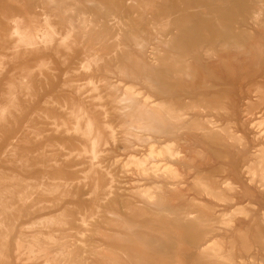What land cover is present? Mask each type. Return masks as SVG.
<instances>
[{
	"label": "rangeland",
	"instance_id": "obj_1",
	"mask_svg": "<svg viewBox=\"0 0 264 264\" xmlns=\"http://www.w3.org/2000/svg\"><path fill=\"white\" fill-rule=\"evenodd\" d=\"M12 15L72 43L14 58ZM261 22L257 0H0V264H264Z\"/></svg>",
	"mask_w": 264,
	"mask_h": 264
},
{
	"label": "bare ground",
	"instance_id": "obj_2",
	"mask_svg": "<svg viewBox=\"0 0 264 264\" xmlns=\"http://www.w3.org/2000/svg\"><path fill=\"white\" fill-rule=\"evenodd\" d=\"M10 1V0H9ZM258 1V5L260 6V11H264V0H257ZM9 13L6 11L3 13V17L4 18H9ZM261 16V14H260ZM260 16L257 17L260 21ZM11 17V21H12V25H13V31H12V35L11 37L14 39V43L13 46L11 48L14 58H18L21 57L22 54H41L44 55L45 53L48 52H59L60 49L59 46L61 47H67L69 44L72 43V35H68V36H62L60 37V35L56 32V30L47 22L45 27L43 28H38L35 25L34 21H30L28 23H26L21 16H17V15H12ZM257 21V20H256ZM261 25L264 26V23L261 22ZM258 26V25H256ZM134 37V36H133ZM58 38L60 39L59 41ZM58 44V48L57 44ZM100 54V53H99ZM40 66L41 68H45L47 65H49L47 62L48 60H46L44 57L40 58ZM98 60L97 55L92 54L90 56H88L86 58V60L84 61V68L89 69L92 67V65H94ZM2 63L0 61V77L2 75ZM97 70V69H96ZM29 75H24L21 82H20V87H24L23 89L26 90L27 92L30 91V81H29ZM189 77V76H188ZM92 85V84H91ZM16 88V87H15ZM94 90V89H93ZM128 90V89H127ZM258 91V90H257ZM15 94V90L13 92V94H11L10 96L7 97V100L9 103L14 102V95ZM79 94V93H78ZM252 95V94H251ZM95 100V99H94ZM120 100V99H119ZM151 101V100H150ZM117 102V101H116ZM120 102V101H119ZM77 106V105H76ZM157 106V105H156ZM74 108V107H73ZM101 108V107H100ZM75 111L73 110L74 114H73V119L75 120V122L72 123L73 127H72V131L75 133H81L83 134V136L86 138V140L89 142V147H88V151H84L86 152V154L88 153L91 158H92V163H94L93 161L97 160L98 158V149L100 148V142H101V133H100V129L99 126L95 120L94 117L89 116L83 109L82 106H77L76 108H74ZM72 111V110H70ZM69 111V112H70ZM205 112V111H204ZM7 110L6 108H1L0 109V124L3 122L5 116H6ZM43 114V113H42ZM145 113L143 110H138L137 115H129L127 117H125V124L127 125H133V126H139L140 122H141V117H144ZM46 117V116H45ZM245 122V121H244ZM65 126V125H64ZM68 127V126H67ZM34 134V133H33ZM129 135V134H128ZM134 136V135H133ZM258 140V139H257ZM256 140V141H257ZM114 143V142H113ZM196 143V142H195ZM11 147V146H10ZM62 147V146H61ZM63 149V148H61ZM85 150V149H84ZM192 152V151H191ZM78 153V152H77ZM195 153V152H194ZM83 154V153H82ZM162 154V153H161ZM264 154V153H263ZM73 155V154H72ZM85 155V154H84ZM83 155V156H84ZM13 156V155H12ZM88 156V155H87ZM192 156V154H191ZM82 157V156H81ZM151 157V156H150ZM149 157V158H150ZM17 158V157H16ZM91 160V159H90ZM146 161V160H143ZM262 161V160H261ZM263 162V161H262ZM51 164V162H50ZM47 164V165H50ZM41 165V164H40ZM56 165V164H54ZM43 165H41L42 167ZM136 166V165H135ZM40 167V166H39ZM113 168V167H112ZM30 168H28L29 170ZM32 169V168H31ZM92 169V167H91ZM90 169V170H91ZM96 169V167H95ZM154 169V168H153ZM152 169V170H153ZM186 169V168H185ZM25 170V169H24ZM89 170V171H90ZM94 171V168L92 169ZM91 170V172H92ZM26 171V170H25ZM166 171V170H165ZM182 171V170H181ZM168 172V171H167ZM93 173V172H92ZM91 173V174H92ZM4 174V173H3ZM98 174V173H97ZM186 174V173H185ZM48 171L44 172L43 177L41 178V182L38 185V187L34 188L31 186H28L25 188H23L24 190L19 191L17 193L19 201L22 202L24 205H27L29 208H35L37 206V204L35 203V200L33 198L34 194H38V195H43L44 193L49 191V185L47 184L50 180L48 179L47 182V178H48ZM89 175V172L88 174ZM124 175V174H123ZM168 175V174H167ZM2 176V174H1ZM4 176V175H3ZM14 176V175H13ZM85 178L87 177L86 174L84 175ZM94 176H98L96 175V173H94ZM112 176V175H111ZM257 178V177H256ZM87 179V178H86ZM24 180V179H23ZM260 180V178H259ZM2 181L5 182V180L2 179ZM16 181V180H15ZM22 181V180H21ZM3 182V183H4ZM18 182V181H17ZM16 182V183H17ZM24 182V181H23ZM55 181H52V183H54ZM57 182V181H56ZM59 182V181H58ZM62 182L64 183V181L62 180ZM61 182V183H62ZM21 183V182H19ZM60 183V182H59ZM98 183V182H97ZM23 184V183H22ZM25 184V183H24ZM28 184V183H26ZM70 184V182H69ZM118 184V183H117ZM66 185L68 186V184L66 183ZM98 186V184H96ZM119 185V184H118ZM65 186V185H63ZM96 186V187H97ZM160 186V185H158ZM20 187V186H19ZM16 188V187H15ZM62 187H60L61 190ZM68 188V187H67ZM66 188V189H67ZM224 188V187H223ZM17 189V188H16ZM56 189V188H55ZM99 188H96V190ZM152 189V188H151ZM263 189V188H262ZM20 190V189H19ZM58 190V189H57ZM98 191V190H97ZM121 191V190H120ZM146 191V190H145ZM263 191V190H262ZM51 192V191H50ZM56 192V191H54ZM52 194V192H51ZM55 193H53L54 195ZM3 195V193L1 194ZM45 195V194H44ZM51 195V196H53ZM98 194H96L97 196ZM141 195V194H140ZM165 195V194H164ZM3 196H1L2 198ZM143 197V196H142ZM146 197V196H145ZM5 198V197H4ZM7 198V197H6ZM5 198V199H6ZM107 198V197H106ZM130 198V197H129ZM155 199V198H154ZM2 199H0L1 201ZM7 200V199H6ZM4 201L2 200V202H0V207L2 208V215H7V212H11V210H14V204L11 201ZM148 200V198H147ZM153 200V199H152ZM151 201V200H150ZM128 204V203H127ZM138 205V204H137ZM17 207V206H16ZM33 210V209H32ZM34 211V210H33ZM42 211V210H41ZM86 212V211H85ZM29 214V213H28ZM50 222V221H49ZM52 222V221H51ZM57 222V221H56ZM83 222V221H82ZM55 224V222H53ZM88 223V222H87ZM0 224L1 221H0ZM41 225V223H39ZM149 224V223H148ZM47 225L49 226V224L47 223ZM52 225V224H51ZM87 225V224H86ZM46 226V223H45ZM51 227V226H50ZM45 228V227H43ZM47 228V227H46ZM90 228V227H89ZM2 230V228H0ZM108 233V232H107ZM177 233V232H176ZM38 235V234H37ZM41 235V234H40ZM100 235V234H99ZM39 236V235H38ZM44 236V235H43ZM101 236V235H100ZM9 237V235H8ZM50 237V234H49ZM104 237V236H103ZM55 238V237H54ZM53 238V239H54ZM51 239V238H50ZM49 240V239H48ZM1 241V240H0ZM36 241V239L34 240ZM39 241V240H38ZM36 241V242H38ZM52 241V240H51ZM56 241V240H55ZM54 241V242H55ZM23 242V241H22ZM40 242V241H39ZM58 242V241H57ZM39 246V245H38ZM142 247V246H141ZM17 248V247H16ZM40 248V246H39ZM9 247L8 246H4L3 248V253L1 254L0 257L4 258L6 255V252L8 251ZM18 250V249H17ZM68 251V250H67ZM96 253V252H95ZM65 254V253H64ZM225 261V260H224ZM84 263V262H83Z\"/></svg>",
	"mask_w": 264,
	"mask_h": 264
}]
</instances>
